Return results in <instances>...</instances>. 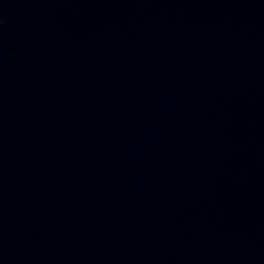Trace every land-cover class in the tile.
<instances>
[{"label": "water", "instance_id": "water-1", "mask_svg": "<svg viewBox=\"0 0 264 264\" xmlns=\"http://www.w3.org/2000/svg\"><path fill=\"white\" fill-rule=\"evenodd\" d=\"M0 264H264V0H0Z\"/></svg>", "mask_w": 264, "mask_h": 264}]
</instances>
